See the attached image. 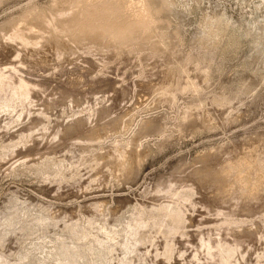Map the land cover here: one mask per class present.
Listing matches in <instances>:
<instances>
[{"label":"rangeland","instance_id":"rangeland-1","mask_svg":"<svg viewBox=\"0 0 264 264\" xmlns=\"http://www.w3.org/2000/svg\"><path fill=\"white\" fill-rule=\"evenodd\" d=\"M0 264H264V0H0Z\"/></svg>","mask_w":264,"mask_h":264}]
</instances>
